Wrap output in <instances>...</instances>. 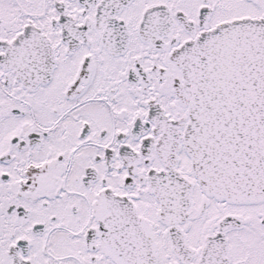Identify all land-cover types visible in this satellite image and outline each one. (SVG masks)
<instances>
[{
	"label": "snow or ice",
	"instance_id": "obj_1",
	"mask_svg": "<svg viewBox=\"0 0 264 264\" xmlns=\"http://www.w3.org/2000/svg\"><path fill=\"white\" fill-rule=\"evenodd\" d=\"M0 264H264V0H0Z\"/></svg>",
	"mask_w": 264,
	"mask_h": 264
}]
</instances>
